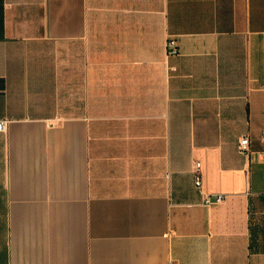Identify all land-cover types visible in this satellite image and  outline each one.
<instances>
[{"label": "crops", "instance_id": "1", "mask_svg": "<svg viewBox=\"0 0 264 264\" xmlns=\"http://www.w3.org/2000/svg\"><path fill=\"white\" fill-rule=\"evenodd\" d=\"M1 121L0 264H264V0H0Z\"/></svg>", "mask_w": 264, "mask_h": 264}, {"label": "built area", "instance_id": "2", "mask_svg": "<svg viewBox=\"0 0 264 264\" xmlns=\"http://www.w3.org/2000/svg\"><path fill=\"white\" fill-rule=\"evenodd\" d=\"M170 48L172 53H177L176 49V42L175 41H170ZM6 123L4 121L0 122V130H4ZM264 139V137H263ZM239 150L241 153L245 154L250 161L254 160L255 155L257 154L262 160H264V152L260 153H255L252 148H251V140L248 136H244L240 139L239 142ZM196 185L197 187H202L203 185V179H202V174H201V164L198 162L196 164ZM225 200L224 195H215V196H206L205 198V204L208 206L213 205L214 203H221Z\"/></svg>", "mask_w": 264, "mask_h": 264}]
</instances>
